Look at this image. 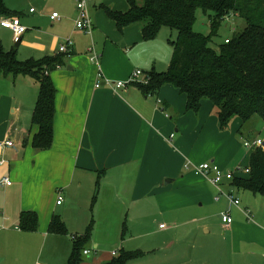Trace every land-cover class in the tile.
<instances>
[{"label": "crops", "instance_id": "1", "mask_svg": "<svg viewBox=\"0 0 264 264\" xmlns=\"http://www.w3.org/2000/svg\"><path fill=\"white\" fill-rule=\"evenodd\" d=\"M104 4L119 11L129 9L126 0ZM75 9L69 14L70 24L58 32L61 40L71 38L73 46L51 73L57 93L54 140L49 149L37 150L32 145L39 130L32 123L38 82L24 75L0 76V141L14 143L0 147V160H4L0 180L8 176L12 181L0 184V264H66L73 237L84 235L90 227L85 248L91 253L84 255L92 254V258L80 264H109L122 249L131 250L125 246L130 226L132 231L149 230L155 207L182 213L194 204V198L208 196L205 190L212 182L196 173V166L210 161L233 171L231 166L238 161V167L249 164L253 149L243 146L236 134L241 141L257 137L250 128H241L239 117L230 128L220 129L209 100L203 101L199 113L187 111V97L171 84L154 93H146L139 82L118 90L108 86L106 80H127L137 69L158 71L160 49L154 39L144 40L138 23L120 31L105 9H91V32L79 29ZM56 46V37L49 47L38 44L32 49L37 57L31 59L58 55ZM94 54L98 62L92 59ZM98 81L101 87H96ZM213 186L220 189V184ZM59 193L64 198L61 204L57 203ZM169 199L173 201L166 210ZM232 205L243 218H256L248 202ZM24 211L38 214L35 231L19 227ZM54 215L64 221L68 234L49 231ZM241 224L263 236L259 225L248 221L234 223L233 219L227 224L221 217L219 226L236 235L243 231ZM243 243L235 240L227 248ZM263 244L262 238L255 242L259 247Z\"/></svg>", "mask_w": 264, "mask_h": 264}, {"label": "trees", "instance_id": "2", "mask_svg": "<svg viewBox=\"0 0 264 264\" xmlns=\"http://www.w3.org/2000/svg\"><path fill=\"white\" fill-rule=\"evenodd\" d=\"M127 11L103 5L120 31L131 24H140L144 40L155 39L163 27L177 31L170 40L172 56L166 71H151L150 82L138 85L146 93L157 92L171 84L187 97L186 110L199 113L204 100H209L219 119V127L228 129L236 117L243 127L259 116L264 120V0H126ZM211 17V32L203 35L193 30L197 10ZM5 0H0V19L12 17ZM233 16L245 22L244 28L213 45L221 22ZM226 39V38H225ZM20 39L16 41V45ZM17 48L6 51L0 46V76H29L39 84V95L32 123L39 130L32 145L37 150L49 149L54 140V118L57 89L51 77L53 70L63 64L64 53L26 61L17 58ZM64 54V55H62ZM246 177L234 174L235 185L264 196V147L252 150ZM39 225L34 211L21 213L19 227L35 231ZM50 232L68 234L60 216L54 215ZM91 227L84 235L73 237V249L66 264L83 261ZM140 252L122 249L109 264H127Z\"/></svg>", "mask_w": 264, "mask_h": 264}, {"label": "rangeland", "instance_id": "3", "mask_svg": "<svg viewBox=\"0 0 264 264\" xmlns=\"http://www.w3.org/2000/svg\"><path fill=\"white\" fill-rule=\"evenodd\" d=\"M5 2L11 11H17L20 14L21 23L27 28V31L23 35L21 44L17 46L14 32L0 26V46L4 50L10 51L17 48V58L26 61L32 57H37V54L32 52L33 48L36 50L38 44H45L49 47L56 37L57 51H59L64 40L62 38V41L61 37L58 38V32H60V27H66L71 22L69 14L72 9L76 11L74 0H71L70 3H66V0H5ZM103 2L106 3V0L87 1V9L91 18V9L96 11L104 9L103 5L108 6ZM30 8H34L36 12H30ZM54 12L60 15L58 20L62 18L61 21L51 19ZM13 17H18V15ZM5 18L7 17L2 19ZM244 26V21L237 20L233 16L226 17L220 24L218 34L213 38V45L223 42L225 38L232 37ZM193 30L203 35H209L211 32L209 14L198 9ZM176 36V30L163 27L154 39L155 44L160 49L156 70L168 69L172 54L170 40L175 39ZM45 56L47 55L44 54L41 58ZM244 127L246 130L251 129V135L264 140V120L259 116H254ZM236 136L243 144L244 139L241 141L238 133ZM247 137L250 138L251 136L248 135ZM239 164L241 162L238 161L231 166V169L235 171L237 177H246L247 173L244 172V169L248 163H242L241 170L236 171ZM207 180L205 183L209 181ZM234 182V180L224 179L220 184V189H215V186L211 184V187H206L205 190L204 195L207 194L208 196L203 195L204 200L194 198L192 200L194 204L187 206L182 213L163 211L160 207H155L152 210L153 217H151L149 230L146 232L132 231L130 226L125 234V246L129 245L131 249L129 251L140 252V254L131 258L127 264H264V244L261 247L255 245L258 238L264 240V196L238 187ZM231 190L235 191L233 195L240 199L241 204L244 205L248 202L251 205L256 218L252 221L243 218L239 209L235 213L237 207H234L235 205H232L231 201L224 196V194H229ZM207 197L209 198L206 200ZM171 201L173 199L165 201L166 210ZM201 201L204 203L202 206L200 205ZM225 212H229L234 223L248 221L254 223L255 226L258 224L263 236H257L249 230L250 228L242 226V224L243 231H239L236 235L224 231L219 224L222 213ZM160 224H163L164 227L161 228ZM238 234H241L244 243L236 249L227 248L230 242L241 241V239L238 240ZM91 250L93 249L91 248ZM91 258L92 254L84 255L83 261H88Z\"/></svg>", "mask_w": 264, "mask_h": 264}, {"label": "built area", "instance_id": "4", "mask_svg": "<svg viewBox=\"0 0 264 264\" xmlns=\"http://www.w3.org/2000/svg\"><path fill=\"white\" fill-rule=\"evenodd\" d=\"M74 1L76 3V7L78 9V17L76 19L77 28L91 32L93 29V23H92V19L90 17L89 11L87 9V1L88 0H74ZM98 1H101V0H98ZM30 10L34 11L35 9L31 8ZM51 18L52 19H58V18H60V15L57 12H54L52 14ZM0 24L3 27L10 28L11 30H13L15 41H18L21 38L22 34H24L27 30V28L21 23L19 17H9V18H5V19H0ZM225 40H226V42H229V38H226ZM72 46H73V40L71 38H66L61 43L58 53H65L66 54V53L70 52ZM92 59L94 61L98 62L99 56L94 54ZM100 76H101V74H100ZM136 82H139L142 84H148L150 82L149 73H146L143 70L137 69V70L132 72L129 79H127V80H118L115 82L106 80V84H108V86H110L113 89H117V90L127 88L129 85L136 83ZM101 86H102V83L100 81H98L96 84V87H101ZM171 136L173 137L174 134H172ZM13 145H14L13 141L9 140V139L0 141V147L13 146ZM244 146H246L248 148H252V149H255L258 147H264V140L259 138V137H255L252 139H245L244 140ZM0 164H4L3 159L0 160ZM240 170H241V167H237L236 171H240ZM194 171L198 174L199 173L204 174L214 185L221 184V182L223 181L224 178L232 179L234 177V174H235V171L226 172L218 164H216L214 162H210V161L204 162V163L196 166ZM244 172L248 173L250 171L248 168H245ZM0 184L1 185H10V184H12V181L8 176H4L0 180ZM227 196H228V199L232 203H234L236 205L240 204V199L238 197H235L233 195V193H229V194H227ZM63 199H64L63 195L61 193H59L57 203L61 204L63 202ZM246 213H247L248 217H250V219H251L250 211L247 210ZM222 219L227 224H231L233 222V219L229 213L223 214ZM90 253H91V251L89 249L84 250V254H90Z\"/></svg>", "mask_w": 264, "mask_h": 264}]
</instances>
